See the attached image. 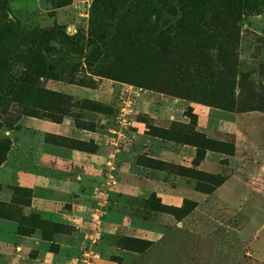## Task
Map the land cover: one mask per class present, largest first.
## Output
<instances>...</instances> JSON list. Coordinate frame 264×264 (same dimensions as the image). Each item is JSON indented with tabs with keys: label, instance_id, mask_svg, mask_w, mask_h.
Segmentation results:
<instances>
[{
	"label": "rangeland",
	"instance_id": "obj_1",
	"mask_svg": "<svg viewBox=\"0 0 264 264\" xmlns=\"http://www.w3.org/2000/svg\"><path fill=\"white\" fill-rule=\"evenodd\" d=\"M0 264H264V0H0Z\"/></svg>",
	"mask_w": 264,
	"mask_h": 264
},
{
	"label": "trees",
	"instance_id": "obj_2",
	"mask_svg": "<svg viewBox=\"0 0 264 264\" xmlns=\"http://www.w3.org/2000/svg\"><path fill=\"white\" fill-rule=\"evenodd\" d=\"M50 32H51L50 30H48V31H43V32L41 31V32H40V35H43V36H44V35H46V34H48V33H50ZM31 34L34 35V34H37V32H32Z\"/></svg>",
	"mask_w": 264,
	"mask_h": 264
}]
</instances>
